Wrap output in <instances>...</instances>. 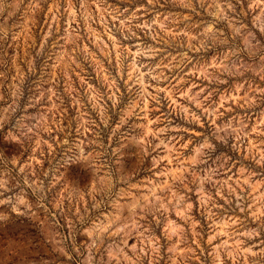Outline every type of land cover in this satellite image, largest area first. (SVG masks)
I'll use <instances>...</instances> for the list:
<instances>
[{"label":"rangeland","instance_id":"1","mask_svg":"<svg viewBox=\"0 0 264 264\" xmlns=\"http://www.w3.org/2000/svg\"><path fill=\"white\" fill-rule=\"evenodd\" d=\"M0 264H264V0H0Z\"/></svg>","mask_w":264,"mask_h":264}]
</instances>
